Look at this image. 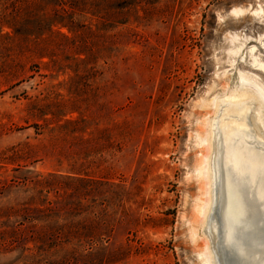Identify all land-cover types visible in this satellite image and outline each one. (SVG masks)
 <instances>
[{"label":"rangeland","instance_id":"1","mask_svg":"<svg viewBox=\"0 0 264 264\" xmlns=\"http://www.w3.org/2000/svg\"><path fill=\"white\" fill-rule=\"evenodd\" d=\"M260 39L264 0H0V264H203L209 100Z\"/></svg>","mask_w":264,"mask_h":264},{"label":"bare ground","instance_id":"2","mask_svg":"<svg viewBox=\"0 0 264 264\" xmlns=\"http://www.w3.org/2000/svg\"><path fill=\"white\" fill-rule=\"evenodd\" d=\"M259 42L243 58L249 68L238 69L237 85L209 100L196 169L203 181L195 206L201 233H192L201 241L203 264H264V80L254 71L264 70Z\"/></svg>","mask_w":264,"mask_h":264},{"label":"trees","instance_id":"3","mask_svg":"<svg viewBox=\"0 0 264 264\" xmlns=\"http://www.w3.org/2000/svg\"><path fill=\"white\" fill-rule=\"evenodd\" d=\"M59 233H60V235H62V236H58V237H60V238H62V241L64 242V243H66V242H70V240L69 239H71L73 236H70L69 234H68V231H66L65 229H61L60 231H59ZM53 234H51V235H49V236H47V234H43V235H36V236H34L33 238H30L29 239V242H32L34 245H38V244H41L42 246H44L46 243H45V239H51V237H53L54 238V242H55V235L54 236H52ZM69 238V239H68ZM66 240V241H65ZM25 245V244H24ZM40 245V246H41ZM41 246V247H42ZM23 251H21V252H25V251H28V250H32V249H29L28 247H27V245L22 249ZM45 249H42V251H44ZM17 251H19L20 252V250L18 249V250H15V252H17ZM20 252V253H21ZM37 252H39V250L37 251ZM66 251L64 252V256H62L61 257V259L59 260V262H57V264H68V263H70L71 262V260L73 259L72 258V256L71 255H66ZM23 263L22 264H55V263H52V262H46V261H43L42 260V258H41V256L40 255H38V254H30L28 257H26V256H24L23 258ZM30 260V262H27V261H29ZM70 261V262H69Z\"/></svg>","mask_w":264,"mask_h":264}]
</instances>
